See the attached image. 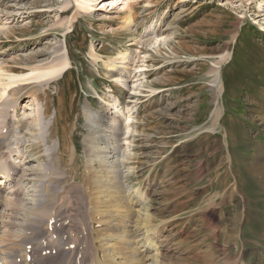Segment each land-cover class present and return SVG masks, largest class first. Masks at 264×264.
I'll return each instance as SVG.
<instances>
[{
	"label": "rangeland",
	"instance_id": "374dc122",
	"mask_svg": "<svg viewBox=\"0 0 264 264\" xmlns=\"http://www.w3.org/2000/svg\"><path fill=\"white\" fill-rule=\"evenodd\" d=\"M75 1L0 0V23L10 29L0 32L5 70L49 59L58 43L67 46L71 65L63 79L39 89L49 117L57 109L53 138L82 157L84 104L100 111V97H116L136 111L126 190L140 188L145 196L144 227L162 223L152 237L160 264H264V0H86L89 10H79L65 30L58 22L70 20ZM129 15L132 26L122 28ZM156 38L167 40L158 46ZM120 52L131 55L132 75L148 66L137 96L112 82L103 63ZM226 54L215 103L209 73ZM26 91L20 120L32 109ZM27 135L26 161L36 152ZM40 151L36 161H47ZM68 155L64 150L67 162ZM65 197L63 204L76 199Z\"/></svg>",
	"mask_w": 264,
	"mask_h": 264
},
{
	"label": "bare ground",
	"instance_id": "6f19581e",
	"mask_svg": "<svg viewBox=\"0 0 264 264\" xmlns=\"http://www.w3.org/2000/svg\"><path fill=\"white\" fill-rule=\"evenodd\" d=\"M75 3L70 20L58 22L65 30L73 27L82 15L80 11L89 10L86 0ZM68 4L65 1L60 8L65 10ZM95 4L87 12L90 16L96 12ZM124 7L130 13L128 2ZM131 17L126 18L122 28L132 26ZM0 32L7 36L10 29L0 23ZM166 40L156 38L153 44L159 46ZM48 51L49 59L34 58L35 62L22 67L5 70L8 63L0 61V170L16 176L12 182L14 190L4 191L0 182V264H160L158 246L152 237L162 223L155 229L144 227L145 196L140 188L126 190L136 111L121 107L112 95L100 97L104 107L100 111L91 112L84 104L82 114L88 131L82 140V157L75 153L73 145H64L61 149L60 137L53 138L57 109L49 117L47 105H41L39 89L63 79L71 64L66 45L58 43ZM90 56L95 61L98 59L94 49ZM130 56L120 52L111 63L104 60L103 63L112 82L137 96L143 88L144 79L140 77L145 75L143 72L148 66L137 67L136 74L132 75L133 71L128 69ZM226 57L227 54L225 59L216 62L209 73L213 77L210 86L215 103L223 88L218 69ZM10 61L14 65L18 60L11 58ZM24 91L32 109L23 111L20 120L18 102ZM221 111L220 106L215 109L217 118ZM27 132L31 133L36 152L26 161ZM40 147L48 159L42 163L36 161ZM64 150L69 153L68 162L63 156ZM54 153L69 169L63 170L64 166L56 164ZM74 195L72 204L70 201L63 204L64 196L70 199ZM20 250H24V260L18 255Z\"/></svg>",
	"mask_w": 264,
	"mask_h": 264
}]
</instances>
